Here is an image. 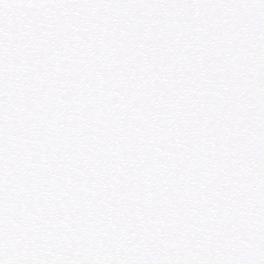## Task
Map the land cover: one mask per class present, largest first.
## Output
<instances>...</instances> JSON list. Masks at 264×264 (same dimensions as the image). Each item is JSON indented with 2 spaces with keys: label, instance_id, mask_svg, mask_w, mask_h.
<instances>
[{
  "label": "snow or ice",
  "instance_id": "6c2138e0",
  "mask_svg": "<svg viewBox=\"0 0 264 264\" xmlns=\"http://www.w3.org/2000/svg\"><path fill=\"white\" fill-rule=\"evenodd\" d=\"M0 264H264V0H0Z\"/></svg>",
  "mask_w": 264,
  "mask_h": 264
}]
</instances>
